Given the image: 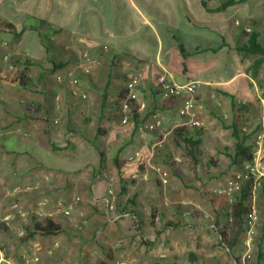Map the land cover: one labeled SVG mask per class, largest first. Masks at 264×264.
I'll list each match as a JSON object with an SVG mask.
<instances>
[{"label": "crops", "instance_id": "0c3cea01", "mask_svg": "<svg viewBox=\"0 0 264 264\" xmlns=\"http://www.w3.org/2000/svg\"><path fill=\"white\" fill-rule=\"evenodd\" d=\"M184 9L199 26L186 22ZM3 21L22 33L19 37L0 35V74L13 67L21 69L29 61L31 88L0 84V221L19 208L14 215L18 212L21 218L12 222L14 233L20 236L24 227L41 222L40 216L52 217L56 206L68 205L78 197L84 207L79 215L66 218L63 233L28 240L27 249H35L40 264H173L166 262L173 254L152 243L153 236H159L154 218L151 222L145 213L141 216L135 210L136 225L144 235L139 237L143 245L137 248L131 243L136 236L130 220L117 225L107 222L98 200L111 184L116 188L121 183L126 189L134 182L133 174L146 172H133L123 164L120 181L114 158L130 161L135 151H141L149 160L148 171L158 151L170 165V153L163 147L167 140L172 141L171 132L177 126L202 130L199 146L209 144L223 151L220 160H229L231 154V150L220 148L226 144L223 138L234 144L228 128L231 123H239L242 129L249 121L256 137L264 133V63L256 73H250L246 58L255 56L243 58L237 50L245 41L240 21L247 22L250 29H245L257 33L264 45V0H250L220 14L205 12L199 0H0ZM43 29L49 35L38 43L40 52L29 50L31 33ZM165 43L171 46L163 61ZM179 46L187 52L185 58ZM105 47L106 54L101 52ZM78 48L90 50L88 62L81 61ZM179 56L183 65L180 74L173 71L170 61ZM69 74L82 83L72 85ZM133 75L139 77L136 91L141 110L136 121L123 125L116 102ZM160 75L193 86V120L201 127L179 116L181 99L173 104V99L161 98L156 88ZM239 79L244 83L237 84ZM156 120L159 126L154 131L139 130ZM97 130L103 134L97 135ZM98 139L101 147L96 145ZM49 160L53 162L47 164ZM235 167L229 160L221 172ZM135 183L145 184L143 189L148 185L140 180ZM77 216L84 219L85 238L71 234ZM261 225L256 250L264 254V210ZM122 241L131 244L124 248L118 243ZM111 243L119 244L112 253ZM51 249L54 257L48 256Z\"/></svg>", "mask_w": 264, "mask_h": 264}, {"label": "rangeland", "instance_id": "374dc122", "mask_svg": "<svg viewBox=\"0 0 264 264\" xmlns=\"http://www.w3.org/2000/svg\"><path fill=\"white\" fill-rule=\"evenodd\" d=\"M30 21L32 22V18L30 19ZM239 24L241 25V29H244L243 31L246 30L245 28L250 29L247 22L240 21ZM36 25H38V23ZM48 35L49 32L47 31V29L44 31L40 30L32 32L30 40H28L27 42L31 43L29 45V50L40 52L41 48L39 47L40 45H38V43H42L41 39H46ZM66 41H69V39H67ZM33 43H36V45ZM169 46H171V43L164 44V48L161 52L160 57V59L163 61L167 59L169 55ZM77 50L79 55L81 56V61H84L86 63L91 59V52L89 49L78 48ZM107 51L108 48H101L102 53L106 54ZM78 53H73L74 58H77ZM84 54H86L88 58H84ZM244 57L245 56H243V58ZM181 59V57L180 59H176L175 57L172 60L170 59L171 66L173 67V71L175 73H181V70L183 68L182 63L180 62ZM246 59L249 60L248 63L250 65V73H256L264 63L262 62L259 68L256 69L254 72L252 69V65L256 57H248ZM207 67L208 66H206V68ZM228 70L230 69L228 68ZM188 75L189 77L193 78L194 74L190 71ZM81 83L82 80L78 79V83L76 85L79 86ZM241 83H244L243 79H239L237 81V84ZM193 100L195 103V99ZM179 108H181V105ZM184 123H186V120ZM248 123L249 121H246L245 123H243V125L241 124L243 127L246 128L244 133L252 132L254 129L251 126L249 128ZM223 139V142H225L226 144L221 146L220 148L222 150L226 149V151L231 150L233 148V144H229L228 138ZM255 139L256 134L253 133L250 141L254 142ZM102 144V140L98 139L96 145L101 147ZM109 144L113 147L111 143ZM210 147L212 146H210L209 144H207L206 146H199L202 155L198 157V169L192 170L189 165V161L184 157L183 148H178L172 143V141L168 142L167 140V142L164 143L163 148L170 153V165H168V163L163 160L164 156H162V154L157 151V153L152 157L151 162L153 163L150 162V166L152 165L153 167L151 166L152 168H150L149 166L148 171L146 168L148 180L145 182L148 183V185L145 189H143L145 184H136L135 180L132 179L131 180L134 182H131L132 184L129 183L130 186L128 188L126 187L127 191L121 189V187L125 189V186H121V183L119 184L120 186L116 185V188H113L116 193L115 200L117 207H123L125 209L129 206L132 208V211L135 212V215L136 211L139 210L137 211V214L138 212H140L142 213L141 216H143V214L145 213V215L148 216L151 222L152 215H154V217L158 216L159 219L156 223L159 224V226H157L159 236H157V238L153 236L154 241L152 243L156 244L155 247L157 249L163 252H168L171 255L173 254V257H171L172 261L170 258L166 260V262L168 263L173 262V264H257L258 261L263 260L262 258L264 256V254H260L262 255V258L259 259L257 256V254L259 253L256 250V242L258 238V233L260 232V228L262 226L261 222L263 221L264 210L263 198L261 197V193L258 189L256 192L255 200L251 201V203H253L255 206L257 214V223L253 229V234H251L250 236L249 248H247V246L245 245V242L248 240V236L246 234L248 227L245 222V232L243 234V237L241 238V244L229 252L227 249L220 245L218 235L219 229H221L224 224H226L227 219L222 213H220L219 217L215 215L210 205L200 196L199 190L202 188V186H205L211 191L224 193V191L227 189V184L230 181L236 180V175H243L245 169L243 165L242 167L237 166L233 168V171L228 170L225 172H221V168H224L226 162H228L229 160H220L219 153L223 151H218L215 150V148ZM215 151L217 153H215ZM139 152L140 154H142L141 151ZM209 157H211V160L215 163L216 168L214 166L208 165ZM176 158L178 159V161L175 160ZM51 162L53 161L49 160L47 161V164H50ZM262 165H264V161ZM171 168H173V175L171 173ZM84 173L85 171L82 174L83 178L86 177ZM92 178L93 177L91 176L90 179L92 180ZM232 196L233 194L227 196L230 202H232ZM140 204L144 206L141 207ZM83 207L84 204L82 202H79L75 207L77 208V210L75 209V211H73V208V212H71V215L69 217L72 219L75 215H79L78 213ZM91 207L94 210H98L97 205H93ZM43 210L44 209L38 210V212L41 213V211ZM55 210L56 208L53 210L54 214L52 218L57 220L61 225H65L64 222L66 221V218L62 217L59 214H55ZM97 210L95 211L96 213ZM12 211H14L13 214H11V216L8 217L7 220H4V222L0 221V224L4 225V227L8 229V234L6 235L4 243L0 244V252L2 253L3 260L2 262H0V264H36L33 262V258L38 257L35 249L29 251L26 246L28 244V241L23 242L20 239L22 235L18 236L17 233H14L15 228L12 221L15 220L17 217L21 218L18 212L16 215L14 214L16 213V211L21 210L15 207ZM34 215L37 216V214ZM99 215L101 214L99 213ZM45 217L47 216L42 215L39 218L42 221ZM125 219L128 220L127 218H124L122 220ZM83 221V218L77 216V223L74 226V230H71L72 236H75L78 239L86 237ZM129 222L130 226L134 229V236H136L135 240L131 241V243L134 242V247H141L143 244L139 237L144 235L141 231L139 232V227H134L131 220ZM215 222H218V226L215 225ZM118 223L113 224L117 225ZM91 240L92 243L96 242L95 237H93ZM118 243H120L121 247L124 248L127 244L126 241ZM118 243L110 244V253H112L113 248H117V245H119ZM130 244H127L126 246H130ZM55 247H58V244H55ZM48 256H55L53 249L50 250V254H48ZM262 263L264 264V260L262 261Z\"/></svg>", "mask_w": 264, "mask_h": 264}, {"label": "trees", "instance_id": "16d2710c", "mask_svg": "<svg viewBox=\"0 0 264 264\" xmlns=\"http://www.w3.org/2000/svg\"><path fill=\"white\" fill-rule=\"evenodd\" d=\"M250 0H199L200 6L205 10V12L210 14H220L226 12L229 8L243 4ZM184 17L188 24L192 26H199V23L194 19L192 14L184 9ZM22 31L18 30L13 24L3 21L0 22V35H8L11 37H19ZM243 38L245 41L240 45L237 50L240 51L243 56H255L258 57L252 65V69L255 72L256 69L264 62V45L259 42V36L257 33H245L243 32ZM180 52L183 58L186 57L187 52L179 46ZM21 69L12 68L9 71H4L0 74V84L2 86H8L13 88H31V79L28 76L27 66L31 62L26 61ZM124 91L120 93L118 99L123 98ZM105 97H103L104 104ZM173 101V102H172ZM168 102L173 104L177 102V99H173ZM119 107V100L116 102ZM171 106V105H170ZM174 106V105H173ZM171 106V108L173 107ZM138 105H133L131 108L130 120L136 121ZM117 117H114V119ZM129 120V121H130ZM223 124V123H222ZM230 130V137L234 140L233 148L231 149V154L228 158L232 165L242 166L245 164H250L253 162V148L255 143L249 141L251 139V133H244L239 127V123H231L228 127ZM202 130L199 129H189L185 126H177L171 132V139L175 146L183 148L184 157L189 161V165L192 170H195L197 164L199 163V156L201 152L199 150L200 136ZM103 131L97 130V135H102ZM53 147V146H51ZM102 157L100 153V158ZM145 156L141 154L139 158L132 159L130 161H119L118 158L113 159V165L117 169L118 178L123 181L122 170L124 169L123 164L127 167H131L133 172H144L146 167L143 162ZM209 166H216L215 163L209 159ZM158 184V182H157ZM252 187L253 179H246L241 188L233 193L232 202L226 194L216 191H211L205 186L199 190L200 196L210 205L211 209L217 217L220 213L224 214L227 219L226 224L219 229V242L220 245L227 249L229 252L241 244V238L245 232V221L250 213V206L252 201ZM261 197L263 198L264 204V185L259 188ZM264 206V205H263ZM154 218V215L151 216ZM218 226V222H215ZM63 233L62 225L54 218L47 216L41 222H33L30 227L23 228V235L20 238L23 242L32 239L34 236L39 237H52ZM8 234V229L4 225L0 224V244L4 243L6 235ZM146 244V243H144ZM258 258L261 259L262 255L257 254ZM110 259V257H109ZM237 261V259H236ZM257 264H260L258 261ZM263 264V263H261Z\"/></svg>", "mask_w": 264, "mask_h": 264}, {"label": "built area", "instance_id": "2783aa9c", "mask_svg": "<svg viewBox=\"0 0 264 264\" xmlns=\"http://www.w3.org/2000/svg\"><path fill=\"white\" fill-rule=\"evenodd\" d=\"M249 32L248 29L245 30ZM84 58H88L86 54L83 55ZM6 59V58H5ZM88 60V59H86ZM70 82L72 85H76L78 83V79L73 77L71 74L68 75ZM61 80L60 77L57 78ZM139 84V77L137 75L130 76L129 79L125 83L124 87V94L122 99L119 100V110L121 115V123L126 124L128 123L130 116H131V108L133 105H138L137 111L141 110V106L138 104L137 99V91L136 87ZM156 88L160 93V96L163 100L169 101L172 99H181L182 104L181 108H179V116L180 117H189V123L196 125L197 127H201L198 122H194L193 120V103H194V88L191 84L181 85L178 84L167 77V75H160L156 79ZM159 126V121H155L149 125H145L144 127H140V131H144L145 129L149 132L154 131ZM246 128H242L244 132ZM263 138L264 135H258L254 141L255 145L253 148V162L250 164L244 165V174L243 175H236V180L230 181L227 184V189L224 191V194L227 196L237 192L241 185L243 184L246 179L252 178L253 179V187H252V201L255 200L257 190L264 185V165H262L264 161V147H263ZM141 156L139 151H135L133 155L129 158V160L139 158ZM149 162V160H148ZM147 160H144V166L148 164ZM132 180H140V181H147L148 175L146 172L144 173H135L131 176ZM162 180V178H161ZM112 181V180H111ZM163 182V181H162ZM116 193L113 189V184H111L104 195L98 200L101 206L104 209V218L106 221L110 223H118L122 219L127 218L132 221L133 225L137 227L138 219L135 213L132 211L131 207L127 208H118L116 204ZM80 202L78 197L72 198L68 205L59 204L56 206L55 214H59L64 218H68L71 215L72 209L75 205ZM97 203V202H96ZM250 213L246 218L247 224V236L248 240L245 242L247 248H249L250 236L253 234V229L257 223V214L255 210V206L251 203L250 206ZM158 216L154 217V221H158ZM214 228V227H213ZM80 229V228H78ZM50 254V252H49ZM2 253L0 252V262H2ZM33 262L39 264V258L34 257Z\"/></svg>", "mask_w": 264, "mask_h": 264}]
</instances>
